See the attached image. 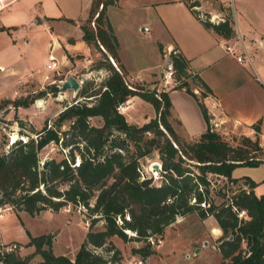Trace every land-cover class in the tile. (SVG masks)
<instances>
[{"label":"trees","instance_id":"obj_1","mask_svg":"<svg viewBox=\"0 0 264 264\" xmlns=\"http://www.w3.org/2000/svg\"><path fill=\"white\" fill-rule=\"evenodd\" d=\"M116 1L104 0L99 8L101 0H91L88 15L79 25L81 40L101 54L91 69H105L106 76L96 84L84 80L76 98L64 105L51 123L45 121L35 137L26 135L24 141H13L0 154V207L7 205L15 214L24 211L31 216L46 208L57 211L64 205L81 207L85 213L89 211L85 217L88 229L73 259L52 252V234L32 236L25 232V245L32 246L33 252L24 256L5 253L0 256L1 264H31L35 255L40 259L34 264H114L120 252L111 237L125 242L143 240L144 246L134 248L132 253L146 259L151 246L145 237H160L176 216L192 212L201 219L209 215L214 218L222 232L217 250L226 264H264V194L253 193L256 184L248 177H231L235 167L264 164V156L254 155L261 151L258 138L243 136V145L232 146L211 130L201 101L210 90L197 76L185 71L186 60L172 50L169 58L180 80L176 89L183 88L194 98L206 123L199 136L181 140L168 120L171 105L167 94L156 97V88L148 89L141 83L130 85L125 80L105 11ZM181 1L189 8L198 6L196 0ZM201 21L223 38L234 35L226 18L210 22L206 17ZM187 80L199 88L198 95L190 90ZM57 90L56 85L50 86L51 92ZM131 96L149 103L155 112L141 125L128 123L118 110ZM34 99L25 96L6 102L15 109L27 107ZM91 119L100 123L94 125ZM258 124L252 125L255 133ZM49 142L66 150L65 155L40 162L38 151ZM152 151L158 155L159 182L139 167V160ZM208 174L222 177L225 185L241 181L243 187L230 190V194L228 189L215 191L221 201L214 204L209 197L212 188ZM240 211L244 216L238 218ZM116 216L121 224L115 222ZM96 221H101V229H92Z\"/></svg>","mask_w":264,"mask_h":264},{"label":"crops","instance_id":"obj_2","mask_svg":"<svg viewBox=\"0 0 264 264\" xmlns=\"http://www.w3.org/2000/svg\"><path fill=\"white\" fill-rule=\"evenodd\" d=\"M42 1L49 3V0H36ZM196 1L198 6L194 10L209 17L210 22H217L220 18L230 22L231 4L235 10L234 35L226 39L206 28L193 9L181 0H117L106 6V16L117 41V57L126 78L135 79L148 89L157 88L161 80L162 57L173 50L186 60L185 71L197 76L210 90L201 101L209 115L211 130L221 137L231 133L250 139L257 137L259 144L264 146V0ZM57 2L61 14L59 20H72L68 22L76 28L77 36H67L65 45L61 46V55L54 56L59 63L66 61L70 66H84L95 49L81 40L79 25L88 15L91 0ZM46 16L55 18L54 15ZM139 27L147 28L144 37L136 34ZM53 44L57 46L54 41ZM225 45H233L236 53L244 54L243 60L238 62L233 55L226 54ZM76 55L83 57L77 59ZM105 71L98 69L94 73L101 77ZM187 82L190 90L198 95L199 88ZM166 94L171 105L168 120L172 129L176 132L171 124L176 123L189 139L203 133L206 123L194 98L183 88L169 90ZM140 105H147V113L140 118L142 124L155 112L138 96L129 97L118 110L127 122L134 124L138 110L132 111L131 106ZM256 122H259L258 133L252 127ZM237 168L231 171L232 178L248 177L256 184L253 193L256 196L264 194V164L248 167L261 169L258 176L250 171L234 175ZM208 219L210 217L203 220L216 224L215 220ZM213 229L216 228L211 232ZM113 239L111 237L113 245L119 250Z\"/></svg>","mask_w":264,"mask_h":264},{"label":"rangeland","instance_id":"obj_3","mask_svg":"<svg viewBox=\"0 0 264 264\" xmlns=\"http://www.w3.org/2000/svg\"><path fill=\"white\" fill-rule=\"evenodd\" d=\"M35 2L36 0H4L0 4V27H3L0 29V104L2 106L0 109V154L8 150L13 141L18 139L24 141L26 135L35 137V131H38L45 121L51 123L62 107L77 96L78 89L76 92L68 89L61 94L59 90L53 93L50 91L51 85L58 86L59 80H62L66 75L82 82L91 79L96 84L107 74L105 71L102 72L101 77H96L94 69H91L93 63L101 58V54L97 50L91 52L88 56L89 60L84 66L76 64L70 66L64 61L59 65L58 74L46 70L45 57L48 55L50 47L53 55L59 57L62 53L61 46L66 43V37L77 36V30L68 21L59 20L61 14L58 13L56 7L57 0H49L48 4H45L44 1L42 3ZM229 10L231 21L228 20V22L233 29V26L236 28V21L234 20L235 10L231 4H229ZM46 15H54L55 18L52 19ZM136 34L139 37H144L146 32L137 31ZM53 41L57 43L56 47ZM75 57L80 59L83 56L76 55ZM125 80L130 85L140 83L135 79H127L126 76ZM82 82L79 83L78 88ZM143 86L145 87L144 84ZM41 91L43 94L39 95ZM25 96H35V99L27 107L14 109L10 102H6ZM146 106H131L132 111L137 112L138 110L135 125H141L140 118L142 114L147 113ZM154 115V113L151 114L152 117ZM148 119L146 118V120ZM90 121L94 125L100 123L98 119ZM171 124L175 127L176 134L181 140H189L176 123ZM241 137L243 135L231 133L221 138L230 145L237 146L243 145ZM258 146L261 151H255L254 155L261 158L264 156V146L259 143ZM65 152L66 150L61 149L58 144L49 142L38 151L37 158L40 162L48 158L58 160L64 157ZM157 158L156 151H152L146 158L139 160L140 169L144 174L151 175L154 182L160 180L159 170L151 172L150 165L153 162L159 164ZM249 171L255 176L262 172L261 169H249L247 166H243L234 170V175L250 173ZM207 177L212 188L209 197L214 204L221 201L215 195V191L223 192L228 189L227 194H230V190L234 191L243 187L241 181L225 185L226 180L220 176L208 174ZM86 213L89 211L86 210ZM86 213L81 207L64 205L57 211L46 208L31 216L24 211H18L15 214L11 207L2 206L0 207V243L14 242L18 244L14 253L24 256L33 252L32 246L25 245L28 240L25 232L32 236L50 233L52 234V252L73 259L88 229L85 226ZM238 214V218L244 216V213L241 216ZM206 217H210L208 220H214L211 215ZM101 227V221H96L92 229H101ZM212 228L218 229V233L212 234ZM221 235L222 232L216 224L211 225L209 221H204L194 212L178 215L163 230L159 237L161 243L151 246V254L147 256L144 264H226V259H222L217 250ZM113 238L115 244L119 246L120 252L119 259L114 264H128L140 257L139 254H133L132 250L144 246L143 240L137 243ZM39 259L40 257L35 255L30 263L34 264Z\"/></svg>","mask_w":264,"mask_h":264},{"label":"built area","instance_id":"obj_4","mask_svg":"<svg viewBox=\"0 0 264 264\" xmlns=\"http://www.w3.org/2000/svg\"><path fill=\"white\" fill-rule=\"evenodd\" d=\"M4 0H0V4L3 2ZM192 9L195 8V6L191 7ZM196 17L199 18L200 20L205 19L206 17L203 16L202 14L198 13L196 14ZM217 21H223V19H219ZM139 31H147V28L145 27H139L138 28ZM224 51L226 54L229 55H233L235 57V60L240 62L243 60V56L244 54L240 53H236V51L234 50L233 45H225L224 46ZM111 61V59H110ZM113 63V62H112ZM60 63L57 61L56 57L53 55V53L51 52V47H50V51L48 52V55L46 56V63H45V69L51 72H54L55 74H58L60 71V67H59ZM114 65V64H113ZM115 66V65H114ZM70 76V75H68ZM67 78V75L63 77L62 80H59V82H63L65 79ZM78 83H81V80H77ZM180 83V80L176 77L175 73H174V69L172 67L170 58H169V52L166 54V56H163V63H162V72H161V80L160 83L158 85V87L156 88V97H158L159 93H167L169 90L172 89H176V87L178 86V84ZM152 172V170H150ZM153 174V173H152ZM193 201V199H191ZM201 206H204L203 203H200ZM243 211L239 212L238 215H242ZM124 219H128L127 215H124ZM115 222L117 224H121V219L116 216L115 218ZM88 222L87 219L85 218V226H87ZM124 232L127 235H134L133 232L129 231V230H124ZM145 241L150 245V246H157L161 243V240L159 237L155 236V235H148L145 237ZM18 248V244L14 243V242H10L7 244H3L0 243V256H2L5 253H9V252H14L16 251V249ZM146 261V259H143L141 257H137L134 260L128 262V264H144ZM1 264V261H0Z\"/></svg>","mask_w":264,"mask_h":264},{"label":"water","instance_id":"obj_5","mask_svg":"<svg viewBox=\"0 0 264 264\" xmlns=\"http://www.w3.org/2000/svg\"><path fill=\"white\" fill-rule=\"evenodd\" d=\"M103 2H104V0H101L99 8H101V6L103 5ZM78 87H79L78 81L72 76H67V78L57 86L60 94L64 90H68V89L72 90L73 92H76ZM150 166H151L150 170H153L155 172H157L160 168V165L157 162H153ZM229 238H230V236H229Z\"/></svg>","mask_w":264,"mask_h":264},{"label":"bare ground","instance_id":"obj_6","mask_svg":"<svg viewBox=\"0 0 264 264\" xmlns=\"http://www.w3.org/2000/svg\"><path fill=\"white\" fill-rule=\"evenodd\" d=\"M14 136H15V135H14ZM14 136H13V138H12L13 140H14ZM212 231H213V234H217V233H218V229H213Z\"/></svg>","mask_w":264,"mask_h":264}]
</instances>
